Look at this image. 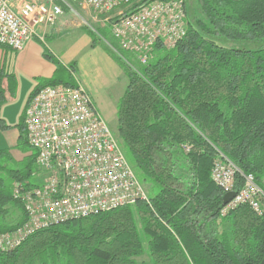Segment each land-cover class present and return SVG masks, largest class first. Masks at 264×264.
<instances>
[{
    "label": "trees",
    "instance_id": "16d2710c",
    "mask_svg": "<svg viewBox=\"0 0 264 264\" xmlns=\"http://www.w3.org/2000/svg\"><path fill=\"white\" fill-rule=\"evenodd\" d=\"M201 2L213 30L188 19L185 36L171 49L157 45L140 74L115 57L127 73L115 135L147 199L40 229L0 252V264H148L142 256L149 264H264V212L239 206L220 216L222 193L210 176L217 151L258 184L264 176V0ZM6 77L0 70V104ZM43 84L55 82L36 88ZM18 148L20 160L0 149V232L24 219L12 196L34 170L24 131ZM12 209L18 217L7 220ZM218 219L229 222L226 231H215Z\"/></svg>",
    "mask_w": 264,
    "mask_h": 264
},
{
    "label": "built area",
    "instance_id": "2783aa9c",
    "mask_svg": "<svg viewBox=\"0 0 264 264\" xmlns=\"http://www.w3.org/2000/svg\"><path fill=\"white\" fill-rule=\"evenodd\" d=\"M64 6L87 26L79 8L103 16L112 36V41L102 38L104 43L137 74L157 45L171 49L188 29L185 0H0V45L21 50L35 25H53ZM70 73L75 77L72 68ZM23 124L26 141L35 151L34 170L31 182L13 184L12 196L24 219L14 229L0 232V252L13 250L35 231L55 223L147 199L117 136L78 80L73 85L37 87L27 102ZM183 148L189 150L188 145ZM237 174L242 175L239 186ZM210 176L222 196L234 192L220 216L239 206L263 214L264 176L258 184L219 151Z\"/></svg>",
    "mask_w": 264,
    "mask_h": 264
},
{
    "label": "crops",
    "instance_id": "0c3cea01",
    "mask_svg": "<svg viewBox=\"0 0 264 264\" xmlns=\"http://www.w3.org/2000/svg\"><path fill=\"white\" fill-rule=\"evenodd\" d=\"M78 10L84 19L88 20L90 15L94 21L102 23L97 19L102 16L90 9ZM81 23L82 19L64 6L63 14L53 25H35L33 36L21 50L0 45V70L7 75L2 81L5 101L0 104V149L12 151L15 147L17 151L20 134L24 131L27 102L44 80L67 85L78 80L105 121L109 109H113L116 116L118 101L127 85V73L107 45L95 42ZM71 68L75 77L70 73ZM65 74L70 77L69 81L63 80Z\"/></svg>",
    "mask_w": 264,
    "mask_h": 264
},
{
    "label": "rangeland",
    "instance_id": "374dc122",
    "mask_svg": "<svg viewBox=\"0 0 264 264\" xmlns=\"http://www.w3.org/2000/svg\"><path fill=\"white\" fill-rule=\"evenodd\" d=\"M134 3L135 2H138L140 0H133ZM186 4H185V9L187 11V19H190V20H193V21H196V22H199L200 24H202L204 27L210 29V30H213V24L211 23V17L207 14V10L204 6V4L201 2V0H185ZM84 15V13H83ZM113 15V12L108 14L107 16L108 17H112ZM93 16V14H92ZM86 17V16H85ZM88 18V22H89V25L88 26H85L83 25L82 23V26L85 27L84 31L90 35V37L92 39H94L95 42H97L98 44H101V45H104L102 42L104 38L106 39H109L112 41V36L110 34V31H109V26H108V23H106L103 19L104 17H98L97 19H100L102 21L101 22H96L94 21L90 15ZM103 38V39H102ZM102 41V42H101ZM64 81H69L70 80V77L68 75L65 74V77L63 78ZM108 119H107V124L108 126L110 127V129L115 133L116 131V116H115V113L113 111V109H109L108 111ZM116 134V133H115ZM11 151V149H10ZM13 157L16 159V160H20L23 158V156L25 155V152L21 151L20 148L17 147V151H16V148L15 147H12V151L13 152ZM129 162V161H128ZM131 165V164H130ZM132 166V165H131ZM133 168V167H132ZM134 170V169H133ZM145 191L147 190L146 189V186L144 184H142ZM147 193V191H146ZM13 210V209H12ZM18 210H13L11 215L8 216V219H17L18 217ZM214 227H215V231L217 233H221L223 231H226L229 227V222L226 221V220H220L218 219L215 224H214ZM138 260H144L145 262H147L149 264V259L146 257V256H142L140 258H138Z\"/></svg>",
    "mask_w": 264,
    "mask_h": 264
},
{
    "label": "water",
    "instance_id": "95a60500",
    "mask_svg": "<svg viewBox=\"0 0 264 264\" xmlns=\"http://www.w3.org/2000/svg\"><path fill=\"white\" fill-rule=\"evenodd\" d=\"M234 195V192H228V193H225L223 196H222V205H225Z\"/></svg>",
    "mask_w": 264,
    "mask_h": 264
},
{
    "label": "bare ground",
    "instance_id": "6f19581e",
    "mask_svg": "<svg viewBox=\"0 0 264 264\" xmlns=\"http://www.w3.org/2000/svg\"><path fill=\"white\" fill-rule=\"evenodd\" d=\"M187 21H188V19H187ZM23 125H24V124H23ZM183 150H184V148H183ZM184 152H188V151H185V150H184ZM217 152H218V151H217ZM217 154H218V153H217ZM210 171H211V169H210ZM82 218H83V217H82ZM77 219H79V218H77ZM50 226H51V225H50ZM48 227H49V226H48ZM46 228H47V227H46ZM43 229H44V228H43ZM37 231H38V230H37ZM35 232H36V231H35ZM32 234H33V233H32ZM29 236H30V235H29ZM29 236H28V237H29ZM28 237H27V238H28ZM24 241H25V240H24ZM24 241H23V242H24ZM17 247H18V246H17Z\"/></svg>",
    "mask_w": 264,
    "mask_h": 264
}]
</instances>
